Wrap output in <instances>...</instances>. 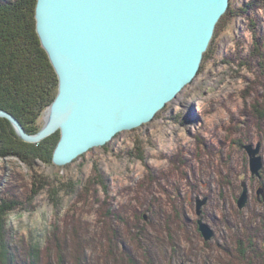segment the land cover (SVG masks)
<instances>
[{"label": "rangeland", "instance_id": "1", "mask_svg": "<svg viewBox=\"0 0 264 264\" xmlns=\"http://www.w3.org/2000/svg\"><path fill=\"white\" fill-rule=\"evenodd\" d=\"M228 8L197 75L149 122L63 165L52 162L54 147L47 163L0 154V205L10 206L0 207V227L10 264H26L34 244L42 263L55 262L54 235L67 239L68 252L75 236L85 239L86 264H114L110 240L137 264H264V189L257 193L264 186V0H228ZM9 23L0 22V33ZM257 142L259 178L238 147ZM242 178L248 200L239 209ZM204 197L201 216L213 230L207 241L195 200ZM238 239L249 244L245 258Z\"/></svg>", "mask_w": 264, "mask_h": 264}, {"label": "water", "instance_id": "2", "mask_svg": "<svg viewBox=\"0 0 264 264\" xmlns=\"http://www.w3.org/2000/svg\"><path fill=\"white\" fill-rule=\"evenodd\" d=\"M227 8L228 0H37L35 28L57 75V94L35 133L4 109L0 117L28 142L58 130L52 162L69 163L149 122L176 98L197 75ZM260 146L238 144L257 178ZM240 185L242 209L248 188L243 178ZM195 200L198 230L207 241L213 236L201 216L207 198Z\"/></svg>", "mask_w": 264, "mask_h": 264}, {"label": "trees", "instance_id": "3", "mask_svg": "<svg viewBox=\"0 0 264 264\" xmlns=\"http://www.w3.org/2000/svg\"><path fill=\"white\" fill-rule=\"evenodd\" d=\"M36 1L14 0L11 2V0H0V13L4 12L9 19L0 17V22L10 21L8 28L0 33V109L13 114L29 133H35L39 130L35 124L37 117L53 101L58 87L57 75L46 51L41 46L35 29ZM250 4L243 6L241 11L246 13L247 9L253 6ZM227 12H230V8L225 11V13ZM224 14L217 22L215 30ZM12 17L17 18L12 20ZM11 21L15 22L16 27L12 28L14 24ZM254 37L258 38L256 32H254ZM256 41L257 44L260 42L258 39ZM210 45L211 41L203 54L202 61L207 56ZM261 110L260 116L263 115L264 117V108ZM58 134L57 131L38 143L25 142L17 136L11 123L6 118L0 117V154L10 152L20 156L25 161L37 157L46 163L50 162L51 152L57 143ZM38 181L34 180L32 185H36ZM0 207L2 211L10 208L5 200ZM109 225L112 230V237L115 240L117 239L116 228L113 224ZM2 228L3 226L0 227V264H10L11 261L9 260L12 257L5 242ZM54 237L55 245L52 248L56 251L55 262L46 261L42 263L37 246L34 244L27 248L29 260L26 264H86L85 255L82 252L85 250L83 247L85 246V239H78L75 236L74 238L77 239L74 240L76 245L72 241L70 245H73V251L68 252L67 239L62 240L56 235ZM111 241L108 248L114 264H137L136 256L123 249L118 254L115 251V245ZM246 244L242 239L237 241L236 247L242 258L246 257V251L249 247V244L247 246ZM249 258H251V255ZM147 263L151 264L149 259H147Z\"/></svg>", "mask_w": 264, "mask_h": 264}, {"label": "bare ground", "instance_id": "4", "mask_svg": "<svg viewBox=\"0 0 264 264\" xmlns=\"http://www.w3.org/2000/svg\"><path fill=\"white\" fill-rule=\"evenodd\" d=\"M227 10V9H226ZM36 29V28H35ZM211 41V40H210ZM208 48V47H207Z\"/></svg>", "mask_w": 264, "mask_h": 264}]
</instances>
